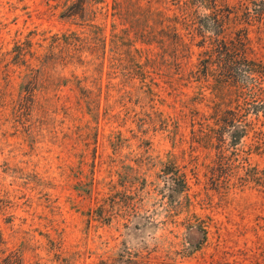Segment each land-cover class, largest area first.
Segmentation results:
<instances>
[{"label":"rangeland","instance_id":"1","mask_svg":"<svg viewBox=\"0 0 264 264\" xmlns=\"http://www.w3.org/2000/svg\"><path fill=\"white\" fill-rule=\"evenodd\" d=\"M75 1L0 0V261L264 264V0L224 1L239 86L172 1ZM225 111L247 134L221 160Z\"/></svg>","mask_w":264,"mask_h":264},{"label":"trees","instance_id":"2","mask_svg":"<svg viewBox=\"0 0 264 264\" xmlns=\"http://www.w3.org/2000/svg\"><path fill=\"white\" fill-rule=\"evenodd\" d=\"M145 3L144 11L147 14H158L157 7L160 2L172 1V15L177 20V26L186 23L188 28H193L198 36L196 46L207 50L213 61L212 77L228 84L239 86L242 80L255 71L249 67L253 62L246 57L245 40L246 33H234L233 38L227 39L224 31V20L236 13L228 9L225 0H138ZM250 2V1H249ZM85 0H76L67 6L63 16L84 18ZM251 4V3H250ZM255 5L252 1L251 5ZM249 5L246 9L252 11ZM253 5V6H254ZM264 7V6H263ZM257 14H263L264 8ZM161 14V13H160ZM180 22V23H178ZM179 24V25H178ZM181 24V25H180ZM244 39V41H243ZM206 46V47H204ZM242 84V83H241ZM238 114L234 111H225L214 118L215 149L217 159H225L229 149H235L240 145L247 134L246 127L238 120ZM176 182V181H175ZM183 183H176V191H184ZM0 264H22V259L17 253L7 256Z\"/></svg>","mask_w":264,"mask_h":264}]
</instances>
